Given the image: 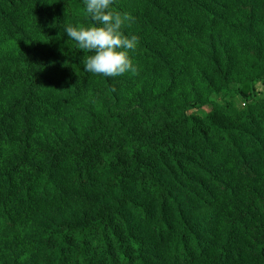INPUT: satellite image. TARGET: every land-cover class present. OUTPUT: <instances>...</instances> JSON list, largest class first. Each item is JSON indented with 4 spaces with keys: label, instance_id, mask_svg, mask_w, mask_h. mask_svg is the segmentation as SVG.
Listing matches in <instances>:
<instances>
[{
    "label": "trees",
    "instance_id": "16d2710c",
    "mask_svg": "<svg viewBox=\"0 0 264 264\" xmlns=\"http://www.w3.org/2000/svg\"><path fill=\"white\" fill-rule=\"evenodd\" d=\"M111 10L136 70L104 77L84 0H0V264H264V0Z\"/></svg>",
    "mask_w": 264,
    "mask_h": 264
},
{
    "label": "clouds",
    "instance_id": "9594fccd",
    "mask_svg": "<svg viewBox=\"0 0 264 264\" xmlns=\"http://www.w3.org/2000/svg\"><path fill=\"white\" fill-rule=\"evenodd\" d=\"M113 0H84V10L92 23L88 25L66 24L63 33L79 49L89 55L81 58L83 69L104 77H116L135 72L129 52L137 45V37L122 31L127 15L113 12Z\"/></svg>",
    "mask_w": 264,
    "mask_h": 264
},
{
    "label": "rangeland",
    "instance_id": "374dc122",
    "mask_svg": "<svg viewBox=\"0 0 264 264\" xmlns=\"http://www.w3.org/2000/svg\"><path fill=\"white\" fill-rule=\"evenodd\" d=\"M257 89H258L259 93H261V94L264 92L263 87L261 85H258ZM225 100H227L230 104H232L238 110L243 108V101L237 95H233L232 97L226 98V99L223 97V95L212 97V102L218 103L221 105L225 104ZM209 110H210V107H205L201 110L194 111V113L201 116V115L207 114L209 112Z\"/></svg>",
    "mask_w": 264,
    "mask_h": 264
}]
</instances>
